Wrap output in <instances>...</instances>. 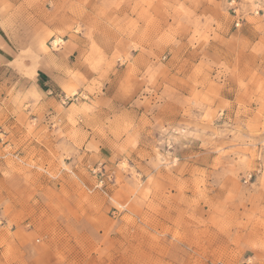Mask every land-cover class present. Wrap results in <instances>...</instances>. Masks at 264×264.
<instances>
[{
	"label": "rangeland",
	"instance_id": "obj_1",
	"mask_svg": "<svg viewBox=\"0 0 264 264\" xmlns=\"http://www.w3.org/2000/svg\"><path fill=\"white\" fill-rule=\"evenodd\" d=\"M0 264H264V0H0Z\"/></svg>",
	"mask_w": 264,
	"mask_h": 264
},
{
	"label": "bare ground",
	"instance_id": "obj_2",
	"mask_svg": "<svg viewBox=\"0 0 264 264\" xmlns=\"http://www.w3.org/2000/svg\"><path fill=\"white\" fill-rule=\"evenodd\" d=\"M55 42V41H54Z\"/></svg>",
	"mask_w": 264,
	"mask_h": 264
}]
</instances>
